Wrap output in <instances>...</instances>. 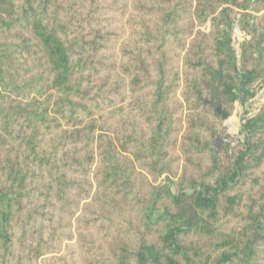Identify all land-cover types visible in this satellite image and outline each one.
Segmentation results:
<instances>
[{
    "label": "trees",
    "instance_id": "16d2710c",
    "mask_svg": "<svg viewBox=\"0 0 264 264\" xmlns=\"http://www.w3.org/2000/svg\"><path fill=\"white\" fill-rule=\"evenodd\" d=\"M263 79L264 0H0V264H264Z\"/></svg>",
    "mask_w": 264,
    "mask_h": 264
},
{
    "label": "rangeland",
    "instance_id": "374dc122",
    "mask_svg": "<svg viewBox=\"0 0 264 264\" xmlns=\"http://www.w3.org/2000/svg\"><path fill=\"white\" fill-rule=\"evenodd\" d=\"M237 24V23H236ZM234 25V30L232 33L233 38V48L236 54H239L240 43L243 39H248L244 34H242ZM262 53L261 50H256V55ZM264 105V79L258 84L256 89V96L250 101V104H241L235 107V110L230 118L223 121L222 126V136H219L216 141V147L219 148L221 141H226L231 145H235L238 141L242 140V136L238 134L240 128L244 122L252 115H254L258 110ZM187 192H190L189 190ZM163 215V211L156 209L152 211L151 221L154 222L157 218Z\"/></svg>",
    "mask_w": 264,
    "mask_h": 264
},
{
    "label": "water",
    "instance_id": "95a60500",
    "mask_svg": "<svg viewBox=\"0 0 264 264\" xmlns=\"http://www.w3.org/2000/svg\"><path fill=\"white\" fill-rule=\"evenodd\" d=\"M239 24H240V21L238 20V21H237V24H236V25H237V28H239ZM216 113H217V114H220V113H221V111H220L219 108L216 109ZM227 119H228V117H227L225 114H222V120H223V121H226Z\"/></svg>",
    "mask_w": 264,
    "mask_h": 264
},
{
    "label": "crops",
    "instance_id": "0c3cea01",
    "mask_svg": "<svg viewBox=\"0 0 264 264\" xmlns=\"http://www.w3.org/2000/svg\"><path fill=\"white\" fill-rule=\"evenodd\" d=\"M239 103H236L235 107L238 105ZM247 104H250V102H248ZM240 105V104H239Z\"/></svg>",
    "mask_w": 264,
    "mask_h": 264
}]
</instances>
